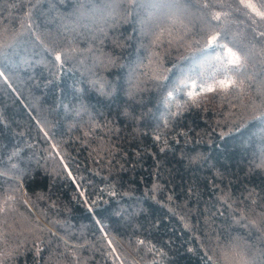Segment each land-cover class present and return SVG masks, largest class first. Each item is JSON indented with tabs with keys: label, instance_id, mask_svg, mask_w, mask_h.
<instances>
[{
	"label": "trees",
	"instance_id": "1",
	"mask_svg": "<svg viewBox=\"0 0 264 264\" xmlns=\"http://www.w3.org/2000/svg\"><path fill=\"white\" fill-rule=\"evenodd\" d=\"M0 41V264H264V0H0Z\"/></svg>",
	"mask_w": 264,
	"mask_h": 264
},
{
	"label": "rangeland",
	"instance_id": "2",
	"mask_svg": "<svg viewBox=\"0 0 264 264\" xmlns=\"http://www.w3.org/2000/svg\"><path fill=\"white\" fill-rule=\"evenodd\" d=\"M225 60L224 59H220L219 62L217 63H213L215 65V67L213 68L212 71H210L211 73H214L213 75L210 74V76L212 77L211 81L212 82H217L216 80L220 78V74L219 73H216V72H219V69H222V71H220L221 74H230V71L233 69V68H238L240 65L239 63L238 64H235L233 62H230L228 60ZM215 77V79H214ZM198 82L196 80H194V90L196 89V87H198ZM193 90V91H194ZM212 94H200L198 95L197 92L195 91L194 93L192 92L191 89H189L186 94H185V99L184 100H181V102H175V106L176 108L180 107V103H185L188 102V101H195V99H202L204 98V100H207L206 98L207 97H211ZM203 100V99H202Z\"/></svg>",
	"mask_w": 264,
	"mask_h": 264
},
{
	"label": "clouds",
	"instance_id": "3",
	"mask_svg": "<svg viewBox=\"0 0 264 264\" xmlns=\"http://www.w3.org/2000/svg\"><path fill=\"white\" fill-rule=\"evenodd\" d=\"M4 43L5 41H0V46H3ZM68 48H71V50L74 51V49H72L70 44L59 43L56 47V51L60 53H64ZM236 255L238 257L237 264H250L248 258L243 254L242 251H239Z\"/></svg>",
	"mask_w": 264,
	"mask_h": 264
},
{
	"label": "snow or ice",
	"instance_id": "4",
	"mask_svg": "<svg viewBox=\"0 0 264 264\" xmlns=\"http://www.w3.org/2000/svg\"><path fill=\"white\" fill-rule=\"evenodd\" d=\"M57 59H58V60L60 59V55H59V54H57Z\"/></svg>",
	"mask_w": 264,
	"mask_h": 264
}]
</instances>
